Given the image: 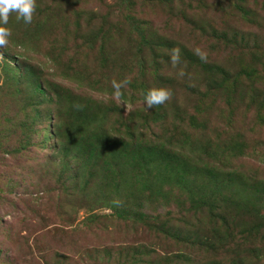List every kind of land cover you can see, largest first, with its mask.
<instances>
[{"label": "rangeland", "instance_id": "obj_1", "mask_svg": "<svg viewBox=\"0 0 264 264\" xmlns=\"http://www.w3.org/2000/svg\"><path fill=\"white\" fill-rule=\"evenodd\" d=\"M36 5L34 16L44 25L36 42L26 48L11 40L10 57L0 53V264H150L135 263L139 252L162 264H264V232L250 228L261 200L247 196L240 184L224 182L213 190L194 182L185 192L167 188L150 195L142 205L129 165L119 169L123 161L107 169L97 157L77 180L73 169L62 166L67 159L82 169L89 153L80 145L77 157L75 146L87 124L114 137L135 135L167 145L197 164L264 179V0ZM100 25L109 38L92 40L91 30ZM7 26L18 40L31 25L13 12ZM142 34L169 45L143 47ZM183 47L206 51L207 62L218 68L215 76L207 64L184 55L174 67L170 53H183ZM8 64L18 66L19 77ZM125 78L131 83L121 104L112 81ZM235 78L237 87L228 96ZM37 80L45 89L38 100L32 96ZM221 81L225 88L218 86ZM153 88L170 89L171 99L147 108L144 98ZM99 113L103 120L95 127ZM75 132L76 145L71 139L68 146L73 156L57 154L56 137ZM113 203L128 214L147 212L154 226L119 218ZM221 217H230L234 233L223 243Z\"/></svg>", "mask_w": 264, "mask_h": 264}, {"label": "trees", "instance_id": "obj_2", "mask_svg": "<svg viewBox=\"0 0 264 264\" xmlns=\"http://www.w3.org/2000/svg\"><path fill=\"white\" fill-rule=\"evenodd\" d=\"M40 23L41 20H38L37 17L34 16L32 23L30 24V28H27L24 33H21L22 35L18 34L20 39L16 40L15 38L9 37L11 38H8L9 42L12 40L13 44L22 47H26L27 42H36L41 28L44 27V25H41ZM7 27L10 29L9 26ZM98 27L91 30L93 33L92 40L96 41L97 39H108L109 33L107 30H105L104 26L100 25ZM141 42L143 47L147 48V46L150 45V49L153 51L156 50L155 46L169 45L168 42H154L152 38L149 39L145 37L144 34L141 36ZM6 49V47L0 49V53L5 54V56L9 58V50ZM141 49L142 47L139 46V50ZM182 50L183 53H181V55H184L192 62H199L203 66L204 64H207L210 74L215 76L213 70L218 69L217 66L214 67V64L210 65L211 63L201 61L191 49L183 47ZM138 65L143 68L145 65V60L140 58ZM8 66L10 67H7V69L12 70L14 75L19 77V73L16 71L18 66L12 67L11 64H8ZM28 68L29 66H26L27 70ZM221 72L224 75L229 74L226 69H222ZM234 82L235 83L231 82V89L227 88L228 96L232 95L233 91H235V88L237 87V78L234 79ZM218 86L221 88L226 87L224 81L219 82ZM44 91L45 89L43 88V82L41 80L35 81L33 84L32 96L38 100V98L41 97L40 94H42ZM102 114L103 113H99L96 115L97 124L95 127H98L99 122L103 120ZM86 125L83 126V129L78 131L81 132L80 136L83 134L78 145H76L75 142L76 132L67 138H64L61 135L57 136L55 142L52 145L53 150L56 151L57 154H61L63 157L68 159L69 157L73 156L71 154L72 150L68 148L70 145L69 143H72L71 139H73L74 145H76L75 149L77 157L81 155L79 152L80 145H83L84 148H87L89 154L84 158L83 162L81 161L82 169L74 168L71 166V163V165L68 164L67 159L65 164L62 163L63 167L68 166L69 169H73V180L79 179L84 169L87 167L89 168V165H92V162L95 160V158L101 157L103 159V165L107 169L113 168L120 161H123L121 163L122 166H119L120 170L129 165L130 171L128 172V177L134 186V195L137 199H142V205H145L144 201H149L150 195L156 196L167 188L169 189L170 193H175V190L185 192L186 190L188 191L190 189L194 182L200 184L202 182V185L207 188L212 187L213 190H219L220 188L218 185L224 182H227L232 186H237L240 184L241 189L247 196L251 194L255 198H259L261 200L258 205V220L253 225H250V228H253L254 231L264 232V212L262 211L264 210V179L251 177L238 170L223 171L216 165L211 166L209 164H197L195 160L187 158L186 154L184 155L180 150L170 148L167 145L147 141L135 135L131 139L124 138L123 135L118 134L114 137L109 135L108 132H104L99 128L88 130V125ZM61 127L62 125L58 124V135L59 129H61ZM129 134L132 135L133 132H130ZM46 137L47 134L44 135V139ZM123 183L124 182H122L121 179L119 184L123 185ZM145 191H150L147 197L144 196ZM112 205L115 207L114 209L116 210L117 216L119 218H133L137 224L142 221V223L147 226H154L151 221L152 218L150 215L146 214L147 212L133 210L134 214H128V211L124 208L120 209L119 206L115 205V203ZM218 223H220L218 230L224 233L223 235L219 236L220 243H223L229 237H234L232 221L230 220V217H221ZM186 239L191 240L188 237H186ZM208 241L209 240L206 239L203 243L207 244L209 243ZM210 245L212 248L214 247L213 243H210ZM149 256L150 253L139 252L137 257L142 258L136 259L135 263L141 260H150V264H162L161 262L158 263L149 259Z\"/></svg>", "mask_w": 264, "mask_h": 264}, {"label": "clouds", "instance_id": "obj_3", "mask_svg": "<svg viewBox=\"0 0 264 264\" xmlns=\"http://www.w3.org/2000/svg\"><path fill=\"white\" fill-rule=\"evenodd\" d=\"M36 0H0V48H4L8 45V38L11 36V30L6 27L9 16L11 13H17V20H23L25 24H31L34 13L36 12ZM194 54L203 62H207L208 53L201 48L197 47L194 50ZM170 62L175 67L181 63V53L179 48H174L170 53ZM180 77H183L185 73L180 71L178 73ZM131 83L130 78H125L122 81H112V87L114 89L113 96L121 104L125 103L122 99L124 93L123 90ZM172 97L170 89L166 88H153L148 91L144 98L147 108L157 107L165 104ZM75 107L78 110L83 109V105L76 104Z\"/></svg>", "mask_w": 264, "mask_h": 264}]
</instances>
